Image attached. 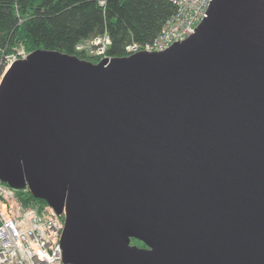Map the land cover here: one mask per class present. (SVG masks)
Returning <instances> with one entry per match:
<instances>
[{
	"label": "water",
	"instance_id": "water-1",
	"mask_svg": "<svg viewBox=\"0 0 264 264\" xmlns=\"http://www.w3.org/2000/svg\"><path fill=\"white\" fill-rule=\"evenodd\" d=\"M0 181L64 212L65 264H264V0L159 52L14 61Z\"/></svg>",
	"mask_w": 264,
	"mask_h": 264
},
{
	"label": "trees",
	"instance_id": "trees-1",
	"mask_svg": "<svg viewBox=\"0 0 264 264\" xmlns=\"http://www.w3.org/2000/svg\"><path fill=\"white\" fill-rule=\"evenodd\" d=\"M100 1L0 0V54L23 47L27 53L50 49L85 59L75 46L107 33L111 40L107 55L122 57L127 44L152 42L175 13L169 0H103L102 5ZM131 243L144 246L133 238Z\"/></svg>",
	"mask_w": 264,
	"mask_h": 264
},
{
	"label": "built area",
	"instance_id": "built-area-1",
	"mask_svg": "<svg viewBox=\"0 0 264 264\" xmlns=\"http://www.w3.org/2000/svg\"><path fill=\"white\" fill-rule=\"evenodd\" d=\"M175 13L165 22L150 43H130L125 55L140 51L159 52L183 41L194 32L207 15L212 0H169ZM100 1V5L103 4ZM111 43L107 33L79 42L76 51L97 61L110 58L106 51ZM4 56V55H3ZM0 59V82L10 65L26 57L25 52L13 58ZM28 189L16 190L0 181V264H65L60 244L64 228V212L59 214L48 204L33 205L26 196ZM30 194V193H29Z\"/></svg>",
	"mask_w": 264,
	"mask_h": 264
},
{
	"label": "rangeland",
	"instance_id": "rangeland-1",
	"mask_svg": "<svg viewBox=\"0 0 264 264\" xmlns=\"http://www.w3.org/2000/svg\"><path fill=\"white\" fill-rule=\"evenodd\" d=\"M25 52V54H27V52L23 49V47H18V48H16V50H13V51H11V52H9V53H7V54H5L4 52H1V54H0V59L2 58V63H4V59L6 58L5 56H8L9 58H13L14 56H17V55H19V53H21V52ZM82 54L83 55H85L84 54V52H82ZM4 55V56H3ZM85 59L86 60H90V61H92V62H98L94 57H91V56H87V54L85 55ZM82 59H84V58H82ZM92 59V60H91ZM94 59V60H93ZM30 193V192H29ZM29 193H26V196L27 195H31V194H29ZM32 196V195H31ZM33 197V196H32ZM27 199H28V196H27ZM29 200H31L30 198H29ZM30 203H32L33 205H38V206H40V207H42V206H45L46 204H44V205H41L40 203H38L37 201H33V200H31L30 201ZM132 244V243H131ZM134 245H137V244H134ZM137 246H139V247H142V245H137Z\"/></svg>",
	"mask_w": 264,
	"mask_h": 264
}]
</instances>
